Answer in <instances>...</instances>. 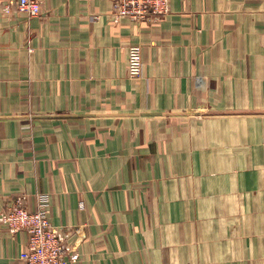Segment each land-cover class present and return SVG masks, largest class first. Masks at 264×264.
I'll return each mask as SVG.
<instances>
[{
  "label": "crops",
  "instance_id": "0c3cea01",
  "mask_svg": "<svg viewBox=\"0 0 264 264\" xmlns=\"http://www.w3.org/2000/svg\"><path fill=\"white\" fill-rule=\"evenodd\" d=\"M2 6L0 207L48 193L72 264H264V0L141 22L111 0ZM27 241L0 225V264Z\"/></svg>",
  "mask_w": 264,
  "mask_h": 264
},
{
  "label": "built area",
  "instance_id": "2783aa9c",
  "mask_svg": "<svg viewBox=\"0 0 264 264\" xmlns=\"http://www.w3.org/2000/svg\"><path fill=\"white\" fill-rule=\"evenodd\" d=\"M45 0H3L2 11L22 12L29 18L41 16ZM111 17L115 22L128 17L135 22L152 17H163L171 11V0H111ZM143 46L131 44L128 49V75L137 79L143 73ZM29 195H17L0 207V225L16 234H28L26 264H72L81 259L78 251L69 245L70 230L51 221L48 193H35L36 208L29 209Z\"/></svg>",
  "mask_w": 264,
  "mask_h": 264
}]
</instances>
